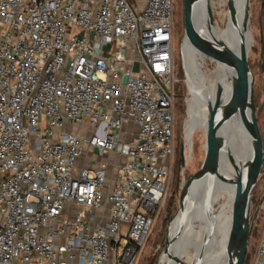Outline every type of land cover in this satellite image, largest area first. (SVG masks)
<instances>
[{"label": "built area", "instance_id": "1", "mask_svg": "<svg viewBox=\"0 0 264 264\" xmlns=\"http://www.w3.org/2000/svg\"><path fill=\"white\" fill-rule=\"evenodd\" d=\"M173 17L0 0V264H136L173 166Z\"/></svg>", "mask_w": 264, "mask_h": 264}, {"label": "bare ground", "instance_id": "2", "mask_svg": "<svg viewBox=\"0 0 264 264\" xmlns=\"http://www.w3.org/2000/svg\"><path fill=\"white\" fill-rule=\"evenodd\" d=\"M245 0H232L233 7L237 12V26L233 27L231 16L227 12V18L223 28L205 25L197 26L198 33L209 41L221 40L227 49V68L218 67L214 72L206 75L200 70L196 62L195 51L183 44L184 69L191 84L192 109L195 116L188 120L187 138L189 139L196 114L203 110L206 114V104L211 103L219 124L221 146L219 148L218 174L221 179L201 178L195 175L194 183L190 186V192L182 204V210L173 218L168 229V250L161 255L158 264H178L179 259L186 264H238V253L242 236H238L230 245L226 254L225 240L229 225L230 209L234 199V193L239 190L245 199L249 201L252 196V183L250 182L251 170L247 164V158L251 154L249 142L244 135L242 113L238 94L231 86L230 76L240 78L239 47L244 44L247 49L248 40L252 43L251 35L239 36L242 27V13ZM204 6V4H202ZM242 32V31H241ZM196 90V94H194ZM191 103V100H190ZM189 103L187 113L189 115ZM236 117V120H234ZM236 157L238 168V180L227 192L228 210L221 219L223 207L214 213L212 217L203 219L207 209L213 205L222 191V176L231 160ZM190 183V184H191ZM217 208V207H216ZM213 210V209H212ZM189 251L193 256L185 258ZM192 255V254H191ZM188 256V255H187Z\"/></svg>", "mask_w": 264, "mask_h": 264}, {"label": "rangeland", "instance_id": "3", "mask_svg": "<svg viewBox=\"0 0 264 264\" xmlns=\"http://www.w3.org/2000/svg\"><path fill=\"white\" fill-rule=\"evenodd\" d=\"M174 1V17H173V58L172 69L173 77L176 82L173 83L174 100V154H173V166L171 175L168 182V189L165 195V199L161 209L159 210L154 225L144 242V248H142L136 264H158L163 251L165 241L168 240V229L171 221L182 210V204L186 199L187 193L190 192V186L194 183L191 177L195 174L203 161L204 157V142H205V126L207 114L200 110L196 115V121L193 123V130L188 140L187 138V124L188 120H191L195 116V112L192 109L193 97L189 98L187 88L182 78V58L181 53V40L183 36V0ZM213 11L217 12L218 20L216 25L223 28L227 21L224 16L227 13L226 0H208ZM250 25L249 30L252 38L247 44V59L250 67V71L253 77V89L256 108H260L258 114V125L260 133L262 134V141L264 145V0H250ZM212 26L215 25V18ZM183 52V51H182ZM135 70L138 69L136 64ZM211 68H208L206 75L210 74ZM196 94V90H194ZM192 95V93H191ZM186 98L187 104L185 102ZM191 100V103H190ZM189 103V115L187 113V107ZM187 119L185 125L184 121ZM236 120V117H234ZM185 126V127H184ZM184 128V130H183ZM183 142H185L186 150L185 155L180 156V152L183 151ZM238 166L236 164V157L234 156L229 161L223 176H222V191L217 198L216 202L211 205L205 214L203 219L212 217L214 213L219 211L223 206L221 219L224 218L228 205L227 192L235 185L238 180ZM191 177V178H190ZM190 178L189 183L187 180ZM191 183V184H190ZM182 190L181 187L184 185ZM262 186L264 189V172L262 178ZM253 193V190H252ZM178 201H180L181 211L178 210ZM261 205V204H260ZM217 207V208H216ZM213 209V210H212ZM264 208H258L250 232L248 247L243 264H252L256 250L260 241V233L263 224ZM192 254V255H191ZM188 255V256H187ZM185 255V258L193 256V252L189 251Z\"/></svg>", "mask_w": 264, "mask_h": 264}, {"label": "water", "instance_id": "4", "mask_svg": "<svg viewBox=\"0 0 264 264\" xmlns=\"http://www.w3.org/2000/svg\"><path fill=\"white\" fill-rule=\"evenodd\" d=\"M249 1L245 0V7L242 13V27L239 36L251 35L249 30L250 25V9ZM204 4V6L202 5ZM226 10L231 16L233 27L237 26L236 17L237 12L233 7L232 0H226ZM183 36L181 40V53L183 44L195 51L196 62L200 65V70L206 73L208 68L214 72L220 67L227 68V49L221 40L209 41L201 36L197 31V26L202 24L209 29L215 18V25L218 20L217 12L213 11L208 0H183ZM252 37V36H251ZM247 50L244 44L239 47V65L240 78L230 76L231 86L236 90L239 98V104L242 113V122L244 128V135L247 138L251 150L250 156L247 158V164L251 170L250 182L252 183L253 193L251 199L245 202L241 192L237 190L234 193V199L231 204L229 225L225 240L226 254L229 251L231 243L238 237L242 236L241 245L238 253V264H243L250 232L253 224L255 214L263 202L264 189L262 186V178L264 172V145L262 141V134L260 133L257 116L260 108L255 106L253 77L248 64ZM183 58V54H182ZM182 78L187 88L189 98L191 97V84L187 78L184 64L182 61ZM206 126H205V142H204V157L198 171L191 177L198 175L201 178H215L221 179L218 174L219 164V148L221 146L220 131L221 124L211 108V103L206 104ZM183 152H180L182 157ZM190 177V178H191ZM190 178L187 180L189 183ZM182 185L181 189L184 188ZM181 211L180 201H178V210ZM168 250V240L165 241L161 255L166 254ZM178 264H186L185 262L176 259Z\"/></svg>", "mask_w": 264, "mask_h": 264}, {"label": "crops", "instance_id": "5", "mask_svg": "<svg viewBox=\"0 0 264 264\" xmlns=\"http://www.w3.org/2000/svg\"><path fill=\"white\" fill-rule=\"evenodd\" d=\"M108 160H109L110 165H112L113 161L116 162L117 158H114L112 155H110L109 158H108ZM118 161H121V160H117V162H118ZM111 172H113V171L111 170ZM110 179H111L110 181L114 180V179H113V176H111Z\"/></svg>", "mask_w": 264, "mask_h": 264}, {"label": "trees", "instance_id": "6", "mask_svg": "<svg viewBox=\"0 0 264 264\" xmlns=\"http://www.w3.org/2000/svg\"><path fill=\"white\" fill-rule=\"evenodd\" d=\"M257 121H258V116H257Z\"/></svg>", "mask_w": 264, "mask_h": 264}]
</instances>
